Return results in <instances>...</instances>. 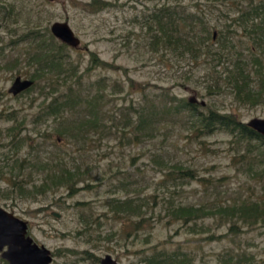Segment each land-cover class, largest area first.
<instances>
[{
    "label": "rangeland",
    "instance_id": "1",
    "mask_svg": "<svg viewBox=\"0 0 264 264\" xmlns=\"http://www.w3.org/2000/svg\"><path fill=\"white\" fill-rule=\"evenodd\" d=\"M14 1L25 3L33 22L49 31L55 22L68 23L81 42L78 49L68 47L66 56L78 68V78L83 77L82 93L102 92L105 101L96 131L76 140L67 130L71 122L86 116L82 106L64 114L60 122L44 115L50 100L41 105L48 86L40 81L33 90L13 97L8 89L14 79H29V75L16 60L23 54L21 45H12L18 37L0 27V208L27 221L29 236L51 251L52 264H100L106 255L118 264H146L142 256L151 249L185 255L192 264H218L222 255L229 254L264 264V224L229 222L225 215L215 214L219 207L233 205L260 203L264 208L259 144L238 140L223 130L202 136L191 128L187 111L176 113L173 107L195 97L200 111L210 107L247 124L264 119V101L256 106L234 101L221 81L224 67L214 69L209 58L195 63L163 57L160 48L147 47L143 26L145 16L174 7L183 15L196 14L215 33L226 32L231 19L238 18L233 13L235 5L212 6L206 0H101L108 7L93 14L85 7L91 0H0ZM233 29L238 35L234 44L239 59L253 69L248 48L256 55L260 50L241 27ZM260 56L264 66V56ZM92 60L105 66L86 71ZM261 80L264 83V70L261 77H255V85ZM217 82L219 89L209 93L207 87ZM133 109L145 116L148 112L156 115L147 134L135 144L125 138L130 130L125 118L137 122ZM13 134L29 139L15 143ZM56 159L84 173L85 182L73 196L63 189L45 195L21 194L17 189L10 193L13 178L30 188L43 177L37 165ZM15 160H25L35 168L25 163L13 166ZM168 165L189 169L193 178L173 173ZM130 197L149 203V209H144L148 221L138 235L108 205L111 199ZM168 204L200 207L205 215L195 227L168 224L163 212ZM244 217L253 220L248 212ZM234 224L236 229L229 232Z\"/></svg>",
    "mask_w": 264,
    "mask_h": 264
},
{
    "label": "trees",
    "instance_id": "2",
    "mask_svg": "<svg viewBox=\"0 0 264 264\" xmlns=\"http://www.w3.org/2000/svg\"><path fill=\"white\" fill-rule=\"evenodd\" d=\"M206 1L212 6L235 5L233 13L238 14V18L231 19L230 29L226 32L215 33L208 26L207 21H202L196 14L183 15L174 7H163L145 16L143 26L147 37V47L152 50L160 48L163 57L170 55L176 60L188 59L196 63L201 59L209 58V62L214 64V69L224 67L220 73L223 76L221 81L225 85L224 89L233 96L234 101L250 106L261 104L264 101V83L261 80L256 86L255 77H261L264 70L260 56H264V0L256 4L253 0ZM85 7L94 14L104 10L108 4L101 0H91ZM220 14L224 17L228 16L224 13ZM234 26L241 27L243 32L250 37L251 42L260 50V55H256L253 48H248V52L253 54L251 59L253 69L248 68L250 64L247 61L239 59L241 54L236 52L238 45L234 44V39L238 35L233 29ZM0 27L5 29L9 36L18 37L12 41V45L18 48L21 45L20 51H23V54L16 60L19 66L22 65L26 69L29 80L34 83L29 90L36 88L38 81L47 83L48 96L42 99L41 105H45L48 100L50 102L45 105L44 115L52 116L56 119L55 121L60 122L64 114L75 107L82 106L81 109L87 112L86 116L71 122L73 125L67 131L76 140L85 138L90 132L93 134L101 121L100 113L104 109V96L102 92H96L94 95L87 93V96H84L81 82L83 77L78 78V68L66 56L69 48L56 42L48 28H42L39 22H33L31 11L26 9L25 3L0 2ZM225 61L230 63L223 66ZM97 65L105 66L92 60L90 68L86 71L94 70ZM218 85L217 82L214 87H207V91L211 93L213 88L219 89ZM199 105L202 108L205 107ZM173 107L176 113L187 111L191 128L202 136L210 135L216 130H223L238 140L259 144L257 157H261V164L264 167V137L248 128L246 124H241L236 117L220 114L210 107L205 111H200L197 103L192 104L188 100H180ZM133 112L136 123H132L131 117L125 118L126 124L130 126L125 138L127 143L131 144L140 143L139 137L147 134L148 127H152L156 119V115L151 112H148L146 116L136 109H133ZM12 131L14 133L15 128H12ZM115 131H118L117 127ZM28 139V137L16 138L14 134L12 136L13 141L17 140L22 144ZM50 161L51 164L43 162L37 165L36 169L40 166L41 171H38L43 175L39 183H32L31 187L27 188L13 178L14 182L11 188L9 187L10 193L12 194L17 189L21 194L34 191L37 195H45L47 192H57L63 189L68 192L69 196H73L79 190L78 185L85 182L83 171L79 167L68 168L61 159ZM24 163L30 169L35 168L33 164L26 163L25 160H15L13 166L22 167ZM169 168L180 176L186 173L187 176L193 178L189 169L178 165L169 166ZM108 205L115 214L127 220V227H132L133 235H138L148 221L147 212L144 209H149V203L139 197H130L125 200L114 198L108 202ZM217 210L215 214L225 215L229 222L240 219L244 224L257 222L264 224V208L260 203L219 207ZM163 212L168 218V224L173 222L183 227H188L190 224L189 227H195L196 222L205 215V211L200 207L181 204H168L163 208ZM246 212L253 220L244 217ZM235 229L236 225H231L229 232H234ZM149 251L151 253L147 252L142 256L146 264H192L185 255L168 254L156 249ZM218 264L253 263L248 261L246 256L229 254L228 256L222 255Z\"/></svg>",
    "mask_w": 264,
    "mask_h": 264
},
{
    "label": "water",
    "instance_id": "3",
    "mask_svg": "<svg viewBox=\"0 0 264 264\" xmlns=\"http://www.w3.org/2000/svg\"><path fill=\"white\" fill-rule=\"evenodd\" d=\"M54 2L55 0H46ZM50 33L60 43L72 49L80 47V39L66 22H55L50 26ZM33 81L16 77L8 89V93L17 96L33 86ZM189 103H197L195 97L190 98ZM204 106L203 103H201ZM246 126L264 137V119L255 118ZM54 217L59 214L53 213ZM28 223L17 218L14 214L0 208V256L7 264H51L52 255L44 246L37 245L27 235ZM6 248V250H4ZM4 250V251H3ZM100 264H118L110 255L101 259Z\"/></svg>",
    "mask_w": 264,
    "mask_h": 264
},
{
    "label": "flooded vegetation",
    "instance_id": "4",
    "mask_svg": "<svg viewBox=\"0 0 264 264\" xmlns=\"http://www.w3.org/2000/svg\"><path fill=\"white\" fill-rule=\"evenodd\" d=\"M80 48V47H79ZM53 216V215H52ZM57 218V217H56ZM59 218V217H58ZM29 228V227H28ZM27 235L29 236V234L27 233ZM32 238V237H31ZM33 239V238H32ZM34 240V239H33ZM35 242V241H34ZM36 243V242H35ZM37 244V243H36ZM37 245H39V244H37ZM39 246H42V245H39ZM4 250H6V248L4 249ZM3 250V251H4ZM51 252V251H50ZM51 255H52V253H51ZM52 258H53V255H52ZM101 261V260H100ZM0 262H1V264H7V262L4 260V259H2L1 258V256H0ZM52 262H53V260H52ZM52 264V263H51Z\"/></svg>",
    "mask_w": 264,
    "mask_h": 264
}]
</instances>
